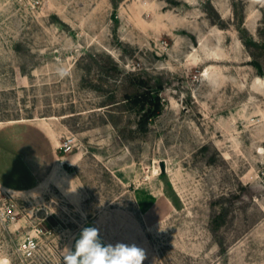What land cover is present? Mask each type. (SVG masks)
Instances as JSON below:
<instances>
[{"label": "rangeland", "instance_id": "rangeland-1", "mask_svg": "<svg viewBox=\"0 0 264 264\" xmlns=\"http://www.w3.org/2000/svg\"><path fill=\"white\" fill-rule=\"evenodd\" d=\"M0 138L46 178L0 186L9 264L89 226L143 264H264V0H0Z\"/></svg>", "mask_w": 264, "mask_h": 264}, {"label": "clouds", "instance_id": "clouds-1", "mask_svg": "<svg viewBox=\"0 0 264 264\" xmlns=\"http://www.w3.org/2000/svg\"><path fill=\"white\" fill-rule=\"evenodd\" d=\"M58 71L66 75L65 70ZM61 257L63 264H143L146 258L144 250L134 243L105 244L93 226L82 228L74 250L65 247ZM0 264H9V260L0 256Z\"/></svg>", "mask_w": 264, "mask_h": 264}, {"label": "crops", "instance_id": "crops-1", "mask_svg": "<svg viewBox=\"0 0 264 264\" xmlns=\"http://www.w3.org/2000/svg\"><path fill=\"white\" fill-rule=\"evenodd\" d=\"M5 141L0 138V186L11 191H27L34 188L37 182L43 183L46 178L37 170L35 157L29 156L26 147L11 150L9 155L12 162H9L2 153L6 147Z\"/></svg>", "mask_w": 264, "mask_h": 264}, {"label": "built area", "instance_id": "built-area-1", "mask_svg": "<svg viewBox=\"0 0 264 264\" xmlns=\"http://www.w3.org/2000/svg\"><path fill=\"white\" fill-rule=\"evenodd\" d=\"M65 147L70 146V143L66 142ZM40 248V240L37 236L30 235L25 238L20 244L19 250L24 258L32 257L38 252Z\"/></svg>", "mask_w": 264, "mask_h": 264}, {"label": "trees", "instance_id": "trees-1", "mask_svg": "<svg viewBox=\"0 0 264 264\" xmlns=\"http://www.w3.org/2000/svg\"><path fill=\"white\" fill-rule=\"evenodd\" d=\"M140 97H141L140 100H145L147 103L150 104V108L147 110L148 112L147 115L150 116L151 118L159 114V112L162 110L163 102H162V98L158 93L148 92L141 94Z\"/></svg>", "mask_w": 264, "mask_h": 264}, {"label": "bare ground", "instance_id": "bare-ground-1", "mask_svg": "<svg viewBox=\"0 0 264 264\" xmlns=\"http://www.w3.org/2000/svg\"><path fill=\"white\" fill-rule=\"evenodd\" d=\"M22 120H25V119H21V120H10L9 122H14V121H22ZM60 146V145H59ZM157 173V172H156ZM159 173V172H158Z\"/></svg>", "mask_w": 264, "mask_h": 264}]
</instances>
